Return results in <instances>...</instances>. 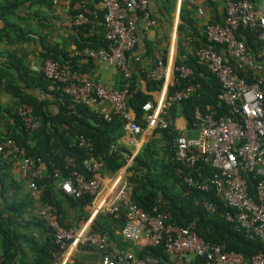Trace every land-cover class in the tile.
Wrapping results in <instances>:
<instances>
[{"label":"built area","instance_id":"2783aa9c","mask_svg":"<svg viewBox=\"0 0 264 264\" xmlns=\"http://www.w3.org/2000/svg\"><path fill=\"white\" fill-rule=\"evenodd\" d=\"M172 1L176 11H179L183 1H188L197 6L198 15H204L203 3L206 0ZM99 2L103 6L106 47L74 49L68 56L69 61L63 64L45 59L40 68L44 78L62 86V94L70 100L69 108L89 107L103 114L105 121L115 116L122 122L124 133L133 137L140 136L145 130L174 128L177 132L175 160L189 170L199 162L213 169L212 175L202 183L193 182L191 177L185 178V182L194 184L203 192L214 191L235 210L227 217L229 221L264 240V7L251 0H221L223 24L206 23L203 30L205 45L196 48L193 56L197 65L217 80L220 86L218 100L228 107L229 115L215 117L209 107L195 109L193 131L196 134L189 136L184 130L175 128L169 113L173 106L192 94V88L173 92H169L168 88L190 75L191 69L186 64L170 67L165 63L162 52L155 56L146 74L148 80L161 82L162 90L159 101L146 102L141 106L145 128L135 123L127 106L132 79L130 55L137 43V25L130 20V16L138 15L143 29L152 28L156 22L149 12V0ZM73 10L76 12L72 22L74 27L87 23L88 16L92 14L85 0H77ZM240 28L259 30L256 41L263 56L247 49L244 42L236 37ZM78 58L96 60L117 69L122 75L120 90H109L93 80L89 73L75 68L71 60ZM181 59L187 60V56L183 55ZM237 69L243 70L244 75L239 76ZM101 104L108 109L99 111L97 107ZM16 114L27 132L31 133L38 127L33 109L27 104H18ZM78 145L90 148L82 137L78 138ZM135 156H127L123 169L126 170ZM0 159L10 160L24 180H31L27 185L33 197L41 196L42 189L37 188L33 181L43 178L44 167L40 160L26 157L10 138L0 143ZM65 161L67 166L74 167L71 157H66ZM84 166L95 174L102 170L104 164L100 156L89 153ZM53 176L59 177L57 170L53 171ZM248 179L254 182L253 193L247 184ZM58 186L63 193L75 199L88 196L91 215L81 224L65 227L59 222L53 205H41L39 216L51 230L57 248L52 254L51 264H67L69 250L77 247L95 251L98 254L97 264H158L155 258H138L132 251H118L112 256L108 251L109 236L89 226L98 213L122 214L124 225L119 232L121 238L136 249L162 244L172 264H264V254L246 260L240 253L226 251L220 245L204 241L197 235L193 224L179 227L169 223L170 216L166 212L146 213L131 199L130 185L125 178L115 179L111 195L103 198L95 178L87 179L75 170L67 179H60ZM96 206L99 208L95 209ZM204 207L207 211L214 209L212 204H205ZM194 258H201L202 263H194Z\"/></svg>","mask_w":264,"mask_h":264},{"label":"trees","instance_id":"16d2710c","mask_svg":"<svg viewBox=\"0 0 264 264\" xmlns=\"http://www.w3.org/2000/svg\"><path fill=\"white\" fill-rule=\"evenodd\" d=\"M27 1L30 0H0V20L4 22L2 32H5L6 38L9 40L15 37L17 30H19L14 20L19 17L20 6ZM92 14L88 16L87 23L75 28L78 31L85 30L93 20ZM221 14L220 18L208 20L206 23L223 24L224 9H222ZM75 15L76 12L74 11L72 22ZM197 16L202 17L198 15L195 4L188 1L181 3L179 9L181 24L177 27V33L180 42H191V46L179 44L175 66L186 64L191 69V74L179 79L178 84L168 88L169 92L192 88V94L172 108V111L177 109L189 130H193L194 111L197 108L205 110L206 107H209L215 117L229 115L228 107L218 100L220 86L217 80L202 66L197 65L193 56L196 48L205 45L203 30L206 23H204L202 33H200L196 27L199 20L196 18ZM100 19L102 23V16ZM102 28L103 33L100 37L94 38L91 43L78 45L77 49L106 47L103 25ZM8 30L10 31L8 32ZM258 33V29L240 28L236 37L244 42L247 49L256 54L260 46L256 41ZM47 52L49 53L51 50L47 49ZM48 53L44 55V60L51 59L61 64L69 61L68 57L64 60H58L57 55H48ZM183 55L187 56V60L182 61ZM75 60L72 59L71 63L78 69ZM86 60L90 61V59ZM262 61L264 62V56ZM236 72L239 76L244 75L243 70L237 69ZM0 77H6V74L2 73L1 66ZM42 79L43 82L37 88H41L45 94H49L51 99H38L24 92L19 86L12 84L5 86L4 91L14 99V103L6 107L0 104V143L8 138L13 139L26 157L34 161L40 160L44 167L43 178L33 180L37 188L42 189V194L38 198L39 203L40 205L44 203L53 205L56 208L59 222L67 227L68 225L62 221L60 216V200L82 214L85 213L84 208L89 206L91 201L86 195L75 199L63 193L58 186L60 179H67L72 170L82 173L87 179L93 177L94 174L84 166V161L89 153L102 158L104 166L101 171L116 174L126 166L127 156H130L131 153L120 148V139L124 131L122 122L117 117L113 116L110 121H105L103 114L91 110L89 107L75 106L69 108L70 100L62 94V86L49 82L43 74ZM149 83L153 84V90L158 89L159 83L152 81ZM48 87H51V92L48 91ZM133 89L134 83L131 79L127 106L134 112L135 123L145 128L146 121L142 120L141 106L146 102H152V98L150 95L143 94L136 96L133 94ZM22 103L32 107L33 115L38 120V127L31 133L24 129L16 114V106ZM52 106L57 107L56 113L51 111L50 107ZM79 137L87 141L90 148L80 147L78 145ZM176 137L177 132L174 128L166 130L155 128L152 130L149 139L126 168L125 179L130 185L131 199L146 213H168L170 216L169 223L173 225L186 228L193 224L197 235L204 241L220 245L226 251L240 253L246 260H250L258 254H264L263 239L252 236L248 231L239 228L234 222L227 219L229 215L234 214L233 208L227 206L214 191L203 192L194 184L185 182V178L191 177L193 182L202 183L212 175L213 169L201 162L197 163L196 167L191 170L179 164L175 160L174 141ZM66 157H71L74 160L73 168L67 166ZM11 167L10 160L2 161L0 159L2 196L6 191V186L1 170L11 169ZM54 170L58 171L59 177L53 176ZM24 181L29 183L31 180L26 179ZM247 184L253 193L254 182L248 179ZM205 204H212L214 209L207 211L204 207ZM1 207L7 217L5 221L0 222V264H11L12 260L19 256H21L20 258H31L27 264H51L52 254L57 251V248L51 230L46 226L44 220L38 216L36 220L31 218L28 222H20L18 219H22V216L26 214L23 208L24 204L21 202L9 203L3 197ZM34 223L48 232L43 242H37L31 237L16 232L17 228L30 227ZM123 225L122 214L115 216L98 213L90 228L99 233L107 234L109 238L119 239L120 235H117L116 232H120ZM20 239L27 244L29 253L26 254L21 250ZM133 253L138 258L147 256L155 258L158 264H172L162 244L154 248H135ZM193 262L202 263V259L194 258Z\"/></svg>","mask_w":264,"mask_h":264},{"label":"crops","instance_id":"0c3cea01","mask_svg":"<svg viewBox=\"0 0 264 264\" xmlns=\"http://www.w3.org/2000/svg\"><path fill=\"white\" fill-rule=\"evenodd\" d=\"M77 0H30L20 6L18 18L14 20L17 25V33L11 40L6 38L5 32H2L4 22L0 20V66L5 78L0 77V104L4 107L12 105L14 99L4 91L5 86H19L24 92L37 97L38 99H51L49 94H45L41 88H37L43 82L40 71L44 55H47V49L51 52L48 55H57L58 60H64L70 52L77 49L78 45L91 43L96 37L103 33L100 16L103 14V6L99 0H85L90 11L93 12V20L85 29L78 31L72 25V16L74 13L73 3ZM254 4L264 7V0H253ZM204 15L201 18L196 17L197 30L202 33L204 23L211 19H218L222 15L223 5L221 0H206L203 3ZM149 12L156 24L148 29H143V23L136 14L130 16L137 25V43L130 55V67L134 83L133 94L150 95L152 103L161 99L162 83L159 82L158 89L153 90L150 80L146 74L151 69L155 56L162 52L164 60L170 67L175 65L177 48L179 44L187 47L191 42H180L177 33V27L181 24L179 20V11L175 10L174 3L171 0H149ZM200 16V15H199ZM5 30V28H4ZM10 30H8L9 32ZM257 55L263 56L260 51ZM75 64L79 70L90 74L96 82L112 91H118L122 84V75L120 72L96 60H86L78 58ZM36 86V88H35ZM51 87L48 91L51 92ZM129 108L130 114L134 117L133 110ZM53 113L57 112V107H50ZM99 111H106L108 107L104 104L98 105ZM170 117L174 120V126L177 129L184 130L189 136L196 133L187 129L184 119L176 110H170ZM152 130H145L140 136L133 137L124 133L120 139V148L129 151L131 154H137L142 146L149 139ZM4 175V184L6 191L1 194L0 189V222L5 221L7 215L2 211L1 202L3 197L9 203H23L26 214L20 222H28L31 218L38 219L40 203L37 197H33L27 183L22 178L20 172L11 167V169L1 170ZM126 170L122 169L116 174H109L100 171L94 174L95 180L102 189V198L111 195V187L118 177L125 178ZM61 201L60 216L66 225H77L85 222L91 215V208H84V214L80 211L70 208L68 204ZM100 205V204H98ZM103 205H100L102 207ZM99 207L96 206L95 209ZM16 219V218H15ZM94 217L90 221L93 222ZM36 222V221H35ZM23 224V223H22ZM17 234L26 235L35 239L37 242H43L48 235L45 229L38 225L30 227H21L16 229ZM120 235L119 232H116ZM21 250L26 254L28 252L27 244L20 239ZM133 248L125 242L120 236L110 238L108 251L114 256L118 251H132ZM15 258L11 264H27L31 258ZM67 264H97L98 254L82 247L69 250Z\"/></svg>","mask_w":264,"mask_h":264}]
</instances>
